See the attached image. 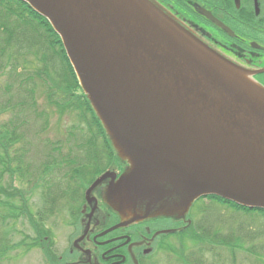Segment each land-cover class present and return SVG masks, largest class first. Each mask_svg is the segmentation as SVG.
I'll list each match as a JSON object with an SVG mask.
<instances>
[{
    "label": "water",
    "instance_id": "1",
    "mask_svg": "<svg viewBox=\"0 0 264 264\" xmlns=\"http://www.w3.org/2000/svg\"><path fill=\"white\" fill-rule=\"evenodd\" d=\"M21 1L60 37L127 164L106 195L122 225L207 196L264 211V88L242 68L149 0Z\"/></svg>",
    "mask_w": 264,
    "mask_h": 264
},
{
    "label": "flooded vegetation",
    "instance_id": "2",
    "mask_svg": "<svg viewBox=\"0 0 264 264\" xmlns=\"http://www.w3.org/2000/svg\"><path fill=\"white\" fill-rule=\"evenodd\" d=\"M149 1L264 88V0ZM126 168L114 156L85 189L77 193L73 187L64 189L61 203L65 223L57 230L65 233L68 246L63 254L56 255L52 251L55 241L43 238L52 246L49 250L55 259L53 264H156L160 254L170 253L179 243L178 234L189 230L192 224L204 223L202 219L214 203L208 198L200 199L196 208L192 206L181 217H159L122 225L121 218L108 205L106 195ZM102 175H106L104 180L89 190ZM192 213L198 214L196 223ZM47 234L52 236L50 230ZM58 234L56 231L55 235ZM44 264L48 262L45 260Z\"/></svg>",
    "mask_w": 264,
    "mask_h": 264
},
{
    "label": "rangeland",
    "instance_id": "3",
    "mask_svg": "<svg viewBox=\"0 0 264 264\" xmlns=\"http://www.w3.org/2000/svg\"><path fill=\"white\" fill-rule=\"evenodd\" d=\"M21 30L20 43L13 45L11 48L5 47L3 39L0 36V49H23L20 50V55L15 56L16 61L13 59L11 64L6 66L4 71L0 73V105H5L7 99H12L14 102L26 100L24 98L26 97L25 93L19 95V91L31 89L34 92L37 110L46 113L47 117L35 120L29 112L17 113L18 111L14 112L11 108L6 109L0 114V131L12 127L11 124H14L15 119L23 120V124H19L15 130L17 131V136L20 137L18 144L15 146L18 150L15 155L17 157L21 155V162L27 165L23 169L24 173L28 167L31 168L32 180L28 178L30 180L28 181L26 177L21 179L18 173H15L12 187L27 195L28 205L26 208L28 207L31 213L33 226L36 229H40L41 233H37L38 231L34 227H31L29 219L23 216L18 217L16 220L6 219L4 222L0 220V251L3 253L6 248H10L1 256L0 264H44L46 260L44 253H49V249L52 247L47 242H40L44 237L50 238L51 242L55 241L52 251L56 255L63 254V250L67 248L68 242L64 235L65 233L57 230L63 227L65 223L63 222L65 221L64 207L61 203L63 199L54 202V198L52 197L56 198L57 194H59L55 190L57 187H53V195H48L50 181H47L48 177L40 175L39 172L44 167L45 155L50 154L49 150L60 144L72 143L69 141L68 133L76 124V120L73 114L66 113L60 115L56 108L49 107L46 104V100L43 97L45 93L44 87L36 78V74L40 72L39 70L43 67L45 68L39 62L41 58L45 57L44 51L41 50L43 48L38 45L41 42L39 41L40 38L36 32L34 33L26 27L22 26ZM29 49L31 50L28 53ZM55 63L57 61L52 60L50 62V64ZM12 64L17 66L16 70H18L17 72L20 74V77L10 70ZM48 75V77L45 76L43 78L51 86L55 84L54 74L51 72ZM30 77H32V81L26 82V78ZM49 77L51 78L50 80ZM52 91L57 92L54 88ZM60 94H63V92H60ZM45 120L47 121L46 129L42 130V124ZM63 147L62 154L64 155L68 145ZM10 154L12 158V150ZM16 164L12 161L13 170H15ZM3 179L7 181L8 176H5ZM10 192H13V190H10ZM45 197H47L46 200H50L54 205L45 203ZM14 201L10 200L11 203ZM14 204L17 208L21 207L19 203ZM198 205L199 203H196L195 208ZM5 210L0 211L3 216L8 214V211ZM48 210L52 211V215L46 214ZM209 210L210 212L207 217L202 219V221L207 220V226L213 228L219 237H232L235 243L231 240V244L234 246L239 245L238 249H232L234 250L232 257H230L228 248L224 246L210 248L212 249L211 254L205 252L203 256H199L197 252L201 242L198 239L196 243L193 240L185 239V247H179V243L174 244L176 247L170 253L164 252L160 254L156 264H196L200 261H203V264H264V216L262 214L236 213L215 202L210 204ZM39 217L44 218L43 223L38 222ZM191 218L195 220V223L199 219L196 213H192ZM48 230L52 232L51 237L47 234ZM56 231L60 234H58L59 236L55 235ZM196 255L202 260L194 262V256ZM51 259V262L46 260L48 264L55 263V259Z\"/></svg>",
    "mask_w": 264,
    "mask_h": 264
},
{
    "label": "trees",
    "instance_id": "4",
    "mask_svg": "<svg viewBox=\"0 0 264 264\" xmlns=\"http://www.w3.org/2000/svg\"><path fill=\"white\" fill-rule=\"evenodd\" d=\"M22 26L38 34L40 38L39 41H41L38 45L43 48L41 50L45 53V57L39 60L45 68L43 67L39 70L40 72L36 74V78L44 87L45 93L43 97L46 100V104L49 107L56 108L60 115L66 113L73 114L76 120V124L68 133L69 141L72 143L60 144L49 150L50 154L45 155L44 167L39 172L40 175L48 177L47 181H50L48 195H53L52 189H54L53 187H57L55 190H57L59 194H57L56 198L54 196L52 197L55 202L56 200L59 201L60 199H64L63 191L65 188L70 189L73 187L72 189H74L76 193L77 190L85 189V187L103 171L105 164L114 159L115 155L100 120L93 111L87 98L80 90L74 71L65 55L60 38L53 31L47 20L35 13L21 0H0V36L3 39L2 41L5 47L11 48L13 45L20 43ZM20 50L23 49H0V73L4 71L6 66L11 64L13 59L16 61L15 56L20 55ZM30 50L31 49H29L28 53ZM51 59L57 61V63L50 64V62H52ZM16 69L17 66L12 64L10 70L20 77ZM51 72L54 74L53 78H55V84L49 86L47 80L43 77H48V74ZM31 78L32 77L26 78L25 81H32ZM50 79L49 77V80ZM53 88L57 92H53ZM75 91H77L78 94H75ZM60 92H63V94H60ZM22 93H25L26 97L24 98H26V100L14 102L12 99H7L5 105H0V114L6 109L11 108L14 112L18 111L17 113L29 112L35 120L45 119L47 114L40 112L36 108L33 90L28 89L19 91V95ZM19 124H23V120L15 119L14 124H11L12 127L6 130L1 128L3 131H0V211H4L5 209V211H8V214L5 216L0 213V220L1 222H4L6 219L16 220L18 217L23 216L28 218L31 227H34L31 213L28 207L26 208L28 205L27 195L12 187V180L15 173H18L21 179L26 177L28 181L32 180V174L30 173L31 168L28 167L24 173L23 169L27 165L21 162V155L18 157L15 155L18 152L15 146L20 140L15 130ZM42 125V130H45L47 121L45 120ZM66 145H68V147L63 155V146ZM11 150L13 154L12 158L10 154ZM12 161L17 163L15 170L12 168ZM5 176H8L7 181L3 179ZM28 178H30V180ZM10 190H13V192H10ZM46 199L47 197L44 198L45 203L54 205L53 202ZM209 199L236 213H259L264 216V211L249 210L216 197H209ZM10 200L15 201L11 203ZM14 203L21 204V207L17 208ZM46 214L52 215V211L48 210ZM43 221L44 218L39 217L38 222L43 223ZM203 222V224H192L189 230L178 234L179 244L185 247V239L193 240L194 243H196L198 239L199 242H201L197 252L199 255L203 256L205 252L211 254L210 252H212V249L210 248L224 246L228 248L230 257H232L234 252L232 249H238L239 245L234 246L231 244V240L234 242L232 237H219L218 233L213 228L207 226V220ZM34 229L38 231L37 233H41L40 229H36L35 227ZM39 239H41V237H39ZM40 242H44L43 239ZM201 247L204 248V251ZM9 249L10 248H6V250ZM6 250L3 251V253L0 251V260ZM52 254L53 253L50 251L49 253H44V258L48 260V262H51V258H54ZM194 258V262L202 260L199 259L198 255L194 256ZM196 264H203V261Z\"/></svg>",
    "mask_w": 264,
    "mask_h": 264
}]
</instances>
